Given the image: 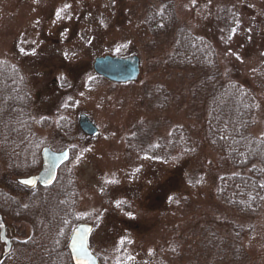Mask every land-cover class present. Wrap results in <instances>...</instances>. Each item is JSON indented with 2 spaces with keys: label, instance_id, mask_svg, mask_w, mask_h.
I'll list each match as a JSON object with an SVG mask.
<instances>
[{
  "label": "rangeland",
  "instance_id": "rangeland-1",
  "mask_svg": "<svg viewBox=\"0 0 264 264\" xmlns=\"http://www.w3.org/2000/svg\"><path fill=\"white\" fill-rule=\"evenodd\" d=\"M173 2L178 23L211 44L223 81L253 94L250 132L264 140V0ZM152 6L0 0V62L24 80L39 153L69 151L71 178H55L46 199L74 196L62 230L68 243L77 225H92L88 245L99 264H264V199L243 216L216 197L220 178L236 172L207 139L199 72L169 65L172 37L153 36L147 26ZM105 56L137 57L138 79L114 84L97 76L94 60ZM81 114L95 136L79 130ZM8 166L0 157V179L18 185L22 177H9ZM4 189L19 204L7 205L13 220L0 216L15 240L0 264H45L46 252L27 245L31 227L18 217L26 191ZM57 205L52 214L63 212Z\"/></svg>",
  "mask_w": 264,
  "mask_h": 264
},
{
  "label": "trees",
  "instance_id": "trees-1",
  "mask_svg": "<svg viewBox=\"0 0 264 264\" xmlns=\"http://www.w3.org/2000/svg\"><path fill=\"white\" fill-rule=\"evenodd\" d=\"M153 2L154 7L147 8V26L153 36L172 37L169 65L199 72V86L205 102L207 139L236 172L220 178L216 197L240 215L255 214L264 199V140L250 132L258 111L257 102L250 91L236 83L223 81L211 44L204 38L193 36L178 23L173 0ZM0 69L6 74L4 76L0 72V157L9 164V177H29L40 170L38 153L42 148L30 128V98L24 80L12 64L0 62ZM65 165L59 169L56 178H71ZM5 186H18L26 191L25 208L18 217H22L21 220L31 227L27 245L31 243L33 248L44 249L45 264H60L63 259L71 264L66 246L69 233L62 228L67 223L66 217L67 220L70 217L74 196L62 191L57 193V189V196L49 202L50 199L46 197L52 195L54 188L45 190L37 186L35 189L39 192L36 193L34 189L0 179V216L5 219L13 220L7 205L16 206L18 202L4 191ZM57 204L63 206V212L55 210V215L51 207ZM59 237L61 241L58 244Z\"/></svg>",
  "mask_w": 264,
  "mask_h": 264
},
{
  "label": "water",
  "instance_id": "water-1",
  "mask_svg": "<svg viewBox=\"0 0 264 264\" xmlns=\"http://www.w3.org/2000/svg\"><path fill=\"white\" fill-rule=\"evenodd\" d=\"M92 69L94 73L107 81L114 84H127L135 82L140 74L139 59L137 57L120 58V57H109L96 58L94 60ZM79 130L87 137H93L97 134V128L92 122L83 114L78 117ZM41 169L37 175H33L26 178H20L17 182L20 185L26 187H34L39 185L40 187H46L50 185L57 174L58 169L64 163L69 160V152H53L50 149L43 148L41 153ZM35 179L34 185H26L21 183L23 180ZM1 222V220H0ZM92 232V226L90 224L82 223L78 225L72 232L67 243V250L72 264H77V253L73 250L75 243L76 247H79L81 243L87 249V256L80 257L81 259L87 260L88 264H99L96 256L92 254L88 246L89 236ZM1 240L7 246V253L10 251L11 245L5 238V230L2 228Z\"/></svg>",
  "mask_w": 264,
  "mask_h": 264
},
{
  "label": "snow or ice",
  "instance_id": "snow-or-ice-1",
  "mask_svg": "<svg viewBox=\"0 0 264 264\" xmlns=\"http://www.w3.org/2000/svg\"><path fill=\"white\" fill-rule=\"evenodd\" d=\"M70 7L69 5H65V8ZM57 18H60V12H57ZM35 179H27V180H23L21 181V183L26 184V185H34L35 184ZM171 199V198H170ZM73 250L74 252L77 253V264H88L87 260L81 259L80 257H84L87 256V249L84 246L83 243L80 244L79 247L75 246V243L73 245Z\"/></svg>",
  "mask_w": 264,
  "mask_h": 264
},
{
  "label": "flooded vegetation",
  "instance_id": "flooded-vegetation-1",
  "mask_svg": "<svg viewBox=\"0 0 264 264\" xmlns=\"http://www.w3.org/2000/svg\"><path fill=\"white\" fill-rule=\"evenodd\" d=\"M1 224H3V227H4V230H5V236H6V238L9 240V242H10V245H11V248H10V251H11V249L13 248V244H15V240L13 239V238H9L8 236H7V233H8V228H7V226L4 224V221L2 220V223H0V233H1V230H2V226H1ZM0 242H2V240H1V237H0ZM3 243V242H2ZM4 246V245H3ZM6 247V246H5ZM9 251V252H10ZM5 255H7V247H6V249H5V253L4 254H1V258H5L6 256Z\"/></svg>",
  "mask_w": 264,
  "mask_h": 264
}]
</instances>
